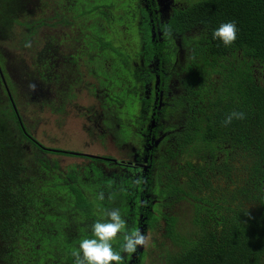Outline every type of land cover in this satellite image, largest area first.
<instances>
[{"label":"rangeland","instance_id":"rangeland-1","mask_svg":"<svg viewBox=\"0 0 264 264\" xmlns=\"http://www.w3.org/2000/svg\"><path fill=\"white\" fill-rule=\"evenodd\" d=\"M194 1L153 0L158 22ZM145 5L146 0H40L28 18L41 23L29 41L32 47L25 48L20 37L16 48L0 41V88L11 96L26 129L44 147L72 153L36 152L28 145L33 154L24 161L23 176L43 186L46 196L15 240L29 264H63L82 239L91 238L93 221L107 222L112 209L120 210L125 231H140L145 165L150 168L145 196L150 215L143 218V228L152 238L141 248L138 264H167L169 255L179 251L168 217L175 218L176 234L192 229L189 200L178 193L162 196L158 190L175 184L171 175L183 160L177 143L193 106L185 79L193 72L196 85L206 86L220 76L214 66L193 57L202 28L167 38L160 28L164 78L159 85L156 60L146 64L143 58L140 9ZM23 30L22 25L15 28L18 36ZM12 57L23 63L11 69ZM204 89L198 90V105L206 104ZM152 122L149 163L145 148ZM69 185L90 202L91 218L78 211ZM136 252H124L127 264Z\"/></svg>","mask_w":264,"mask_h":264},{"label":"trees","instance_id":"trees-1","mask_svg":"<svg viewBox=\"0 0 264 264\" xmlns=\"http://www.w3.org/2000/svg\"><path fill=\"white\" fill-rule=\"evenodd\" d=\"M149 4L153 11L151 0ZM39 5L40 0H0V41H9L16 48L18 37L25 45L37 36L41 23L28 18ZM141 14L144 59L149 62L157 57L161 61L164 44L152 39L148 11L142 9ZM231 21L238 27V39L225 47L213 38V31ZM17 25L24 26L19 36ZM161 27L178 34L202 28L204 35L197 41L193 57L214 66L220 76L206 86L196 85L193 72L185 79L193 106L177 143L183 160L171 175L175 184L160 188L158 193H178L189 200L192 229L178 235L172 229L175 218H167L171 236L180 247L169 255L167 264H264V0H195L174 10ZM19 63L23 60L12 57L9 66L14 69ZM255 67L260 72L257 76L253 75ZM200 88L208 94L202 105L196 101ZM233 111L245 113L246 118L223 126ZM28 145L36 152L72 154L38 142L26 129L7 90L0 88V264H29L15 240L31 223L37 203L46 200L43 186L37 187L30 177L23 176L27 174L24 161L33 154ZM37 162L46 165L41 158ZM150 183L148 171L142 186L144 205ZM68 189L78 211L91 218V205L82 191L74 185ZM143 215L149 217L150 213L146 210ZM89 237L94 238L92 233ZM123 243L122 238L114 246L123 257L121 264ZM63 264H74L72 253Z\"/></svg>","mask_w":264,"mask_h":264},{"label":"clouds","instance_id":"clouds-1","mask_svg":"<svg viewBox=\"0 0 264 264\" xmlns=\"http://www.w3.org/2000/svg\"><path fill=\"white\" fill-rule=\"evenodd\" d=\"M164 36L170 37V30L165 29ZM213 38L220 40L225 47L232 46L238 39V27L234 21L222 23L213 31ZM25 48H31V42L25 43ZM35 90V85H30ZM245 113L233 111L225 117L222 124L229 126L233 120L245 119ZM100 200H103L104 193L100 192ZM107 222L97 221L91 226L94 238L82 239L79 249L72 253L75 258L74 264H121L123 257L114 250L113 244L118 239L123 238L122 251L133 254L137 251L138 246L147 248L151 242V232L147 234L136 230L131 233L125 231L126 221L122 218L118 208L107 212Z\"/></svg>","mask_w":264,"mask_h":264},{"label":"flooded vegetation","instance_id":"flooded-vegetation-1","mask_svg":"<svg viewBox=\"0 0 264 264\" xmlns=\"http://www.w3.org/2000/svg\"><path fill=\"white\" fill-rule=\"evenodd\" d=\"M149 1L150 0H146V5L144 6V7H142L141 9H140V14H141V10L142 9H144V10H146V11H148V14H149V16H150V18H149V23L152 25L151 26V36H152V39L153 40H155V37H156V40H158L159 39V41H160V37H159V29L161 28V30L164 32V30L162 29V27H161V25H163V24H165L166 23V21L164 22V23H159L158 22V20H157V13H156V5L154 4V2H153V0H151V2H152V10L153 11H150L149 10V8H150V4H149ZM185 6V5H184ZM183 6V7H184ZM180 8H182V7H180ZM178 9V8H177ZM176 10V9H175ZM174 11V10H173ZM173 13V12H172ZM152 14H154L155 15V17H153V16H151ZM172 15V14H171ZM170 15V16H171ZM169 16V17H170ZM168 17V18H169ZM167 18V19H168ZM142 19H143V17H142V14H141V22H142ZM140 26H141V23H140ZM142 29V28H141ZM187 33V32H186ZM171 34H178V33H171ZM178 35H183V34H178ZM142 36H143V33H142ZM160 42H162V41H160ZM164 47V46H163ZM162 50H163V48H162ZM143 52H144V41H143ZM143 58H144V53H143ZM152 60H156V65H157V68H156V72H157V74H158V80H159V85L161 84V82H162V80H163V78H164V74H163V71H162V61H160L157 57H154V58H152L149 62H151ZM144 62L146 63V64H148L149 62H146V60L144 59ZM190 71V70H189ZM162 72V73H161ZM160 74H162V76H163V78L161 79V77H160ZM148 80V79H147ZM145 82H146V80H145ZM153 128H154V123L152 122V124H151V128L149 129V135L147 136V138H146V140H147V146H146V148H145V162H149V160H151L152 159V155L150 154V150H152V148H153V146H152V136L154 135V131H153ZM149 165H145V174L146 173H148V171H149ZM144 174V175H145ZM144 184V183H143ZM142 199H143V197H142ZM147 202V201H146ZM148 204L149 203H147V205H144L143 204V202H142V205H143V207L141 206V209H142V213H141V215H142V218L145 216V215H143V213H144V211H146L147 209V207H148ZM142 218H141V220H142ZM139 225L140 226H143V224H142V222H139ZM140 226H139V228H140ZM138 253L140 254L141 253V250H139V248H137V252H136V257H135V259H134V261L131 263V264H138V261L140 260V259H138L137 258V255H138ZM123 255H124V252H123ZM135 262V263H134ZM122 264H127L126 263V260H125V257H124V263H122Z\"/></svg>","mask_w":264,"mask_h":264},{"label":"water","instance_id":"water-1","mask_svg":"<svg viewBox=\"0 0 264 264\" xmlns=\"http://www.w3.org/2000/svg\"><path fill=\"white\" fill-rule=\"evenodd\" d=\"M140 231L144 233V228H143V226H140ZM138 248H139V250H141L142 247H141V246H138Z\"/></svg>","mask_w":264,"mask_h":264}]
</instances>
